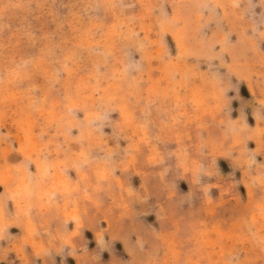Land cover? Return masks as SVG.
I'll use <instances>...</instances> for the list:
<instances>
[{
	"label": "rangeland",
	"instance_id": "obj_1",
	"mask_svg": "<svg viewBox=\"0 0 264 264\" xmlns=\"http://www.w3.org/2000/svg\"><path fill=\"white\" fill-rule=\"evenodd\" d=\"M0 264H264V0H0Z\"/></svg>",
	"mask_w": 264,
	"mask_h": 264
}]
</instances>
